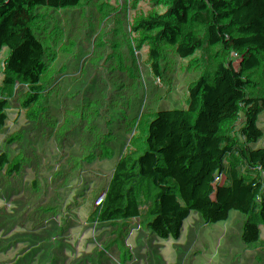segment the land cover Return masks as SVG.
I'll list each match as a JSON object with an SVG mask.
<instances>
[{"label":"trees","instance_id":"16d2710c","mask_svg":"<svg viewBox=\"0 0 264 264\" xmlns=\"http://www.w3.org/2000/svg\"><path fill=\"white\" fill-rule=\"evenodd\" d=\"M86 1L0 0V138L37 137L56 109L72 129L106 103L102 121L114 140L93 161L110 170L113 203L122 207L128 178L147 189L167 173L181 187L150 213L148 237L116 241L106 264H193L200 251V264H224L222 249L238 262L254 241L240 225L211 221L231 185L236 214L264 228V95L254 54L264 31L250 19L252 1L88 0L97 10ZM112 6L121 16L107 17L112 29L124 22L129 31L126 78L84 89L101 59L76 71L48 50H65L78 19L97 23ZM7 199L0 169V228Z\"/></svg>","mask_w":264,"mask_h":264},{"label":"rangeland","instance_id":"374dc122","mask_svg":"<svg viewBox=\"0 0 264 264\" xmlns=\"http://www.w3.org/2000/svg\"><path fill=\"white\" fill-rule=\"evenodd\" d=\"M251 1L250 19L256 30L264 31L261 6L258 0ZM114 10L112 6L103 17L98 15L97 23L86 20L88 16L78 19L67 48L48 50L54 64L62 61L76 71L90 57L101 59L97 73L81 85L84 89L108 88L126 78L122 64L129 60V31L124 22L112 29L114 22L107 17L121 18ZM142 26L137 24L135 30ZM254 54L264 95V39L258 40ZM49 72L59 78L55 66ZM105 105L93 107L90 121L72 129L62 126L56 109L37 137L0 138V169L7 178L8 195L2 208L0 264H106L116 241L147 238L150 213L175 200L180 178L165 173L147 189L133 178L125 179L122 207L113 203L110 170L93 161L94 153L114 140L102 121ZM234 197V187L224 186L221 199L212 206L217 217L211 222L240 225L254 242L244 246L238 262L224 249L220 257L224 264H264V228L236 214ZM201 253L193 264H200Z\"/></svg>","mask_w":264,"mask_h":264},{"label":"built area","instance_id":"2783aa9c","mask_svg":"<svg viewBox=\"0 0 264 264\" xmlns=\"http://www.w3.org/2000/svg\"><path fill=\"white\" fill-rule=\"evenodd\" d=\"M98 6H99V3L98 2H95V1H86L85 3V7L86 8H89L91 10H97L98 9ZM195 186H198L197 184H195Z\"/></svg>","mask_w":264,"mask_h":264}]
</instances>
